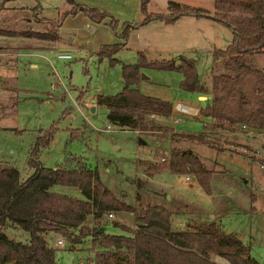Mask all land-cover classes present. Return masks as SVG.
I'll use <instances>...</instances> for the list:
<instances>
[{
	"label": "rangeland",
	"instance_id": "obj_1",
	"mask_svg": "<svg viewBox=\"0 0 264 264\" xmlns=\"http://www.w3.org/2000/svg\"><path fill=\"white\" fill-rule=\"evenodd\" d=\"M75 1L108 10L118 24L114 26L109 22H92L83 13L69 14L64 19L62 13L73 7L69 0H0V3H5L0 10L1 28L17 32L53 33L56 29L55 22L62 21L59 27L62 42L58 46L54 44V48L39 45L35 39L40 38L37 35L31 38L32 35L26 34H0V163L18 168L22 178L29 176L34 171L29 164L30 149L35 145L41 130H47L54 124L56 130L49 145L42 149L39 160L53 167L58 163L66 164L71 153H82L87 145L83 137L76 133V128L83 127L86 121L92 131L91 149L88 153L91 161L94 164L99 162L102 180L112 190L124 188L128 193L125 201L133 204L136 200L133 182L136 175V150L142 155L149 150L153 154L157 150L169 153L171 138L163 139L159 146L153 138L147 139V145L139 146L130 132H124L121 137L115 138L114 133L123 131L114 125V132L103 131L109 123L108 109L103 105H95L96 109L92 110V98L101 92L111 94L121 90L122 62L138 61L139 57V48L123 47L114 53L116 60L113 61L110 56L101 57L99 47L103 43L123 41L121 32L124 22H141L146 14L142 10L141 0ZM187 1H201L204 4L208 0L183 2ZM147 7L149 12H169L168 0H148ZM112 16L107 19L110 21ZM183 17L180 23L161 24L162 27L158 26L157 23L161 21L157 18L156 22L146 23L138 32L140 42L147 48L141 49L149 59H171L180 55L195 59L199 77L210 90L214 49L225 48L232 41L233 32L223 22L214 23L203 16ZM187 19H191L190 22ZM87 22L95 25L97 30L90 29ZM71 40L73 44L70 43ZM61 51L71 53L72 57L59 58L58 53ZM255 59L260 66H264V54H256ZM141 71L142 76H151V81H142L144 93L176 98L178 90L182 89L180 80L183 73L178 70L143 67ZM166 84H171L172 88ZM182 92L199 100L197 92ZM66 108H70V112L63 115ZM169 120L173 121L171 118ZM208 139L207 142L183 140L184 144L194 146L198 153L216 163L213 190L218 191V179L235 185L236 191L230 195L238 196L240 204L230 207L217 218L224 222L225 230L235 231L246 244H251L252 253L264 264V167L259 164L264 159V133L249 136L239 132L220 131ZM257 147L263 150L261 157L254 153ZM104 158H115L118 161L108 170L105 164H100ZM160 179L170 183L176 182L178 178L168 172L159 177V181ZM154 184L167 187L156 180ZM58 185L56 189L63 187L62 184ZM175 189L179 193L184 191L180 187ZM64 191L74 192L68 186ZM252 194L256 195L255 200ZM124 215L128 219L123 223L134 229L133 215L124 210H118L113 218H109L106 213L97 224L101 223L107 233H128L121 224L116 223L123 221ZM198 219L217 220L215 215ZM89 222L96 224L92 216ZM57 236L56 233L49 235L51 244L56 248L57 264H95V251L91 248L90 241L72 243L64 237L65 246L59 247L55 244ZM95 248L102 249L101 245H96ZM213 260L220 264H232L221 256H214Z\"/></svg>",
	"mask_w": 264,
	"mask_h": 264
},
{
	"label": "trees",
	"instance_id": "obj_2",
	"mask_svg": "<svg viewBox=\"0 0 264 264\" xmlns=\"http://www.w3.org/2000/svg\"><path fill=\"white\" fill-rule=\"evenodd\" d=\"M69 1L73 7L62 13L64 19L79 10L96 22L112 16L98 6ZM147 2L141 0L146 15L140 24L154 18L173 23L181 15L209 16L226 24L233 32V39L225 48L214 49L210 90L199 77L195 59L186 55L178 59H149L144 50H138L137 62L123 63V89L116 94L97 96V101L107 107L109 120L120 127L146 130L159 126L149 118L151 114L171 116L173 102L145 94L137 86L142 79L141 68L152 67L178 70L184 76L180 82L184 90L210 94L200 107L201 115L209 118L204 124L207 130L231 133L245 130L243 125H246L247 129L263 132L264 66L257 63L255 55L264 54V0H214V11L169 0L167 14L149 12ZM4 4L0 3V10ZM55 23L53 33L17 32L0 27V34L56 39L62 21ZM109 23L116 26L118 21L112 16ZM131 28V23L125 21L123 41L102 44L99 55L110 56L115 61L113 55L126 45ZM69 112L70 108H66L63 115ZM55 130L54 124L41 130L30 149L29 164L34 171L26 178H22L15 166L0 163V264H57L56 248L48 240V232L59 233L72 243L90 241L92 249L101 245L102 249L95 252V264H220L213 260L214 256L224 257L232 264H261L252 253L251 244H246L236 232L225 230L217 220L193 221L184 228H174L173 213L168 206L146 201L140 195L136 205L120 200L104 183L96 167L70 161L56 169L42 164L41 151L49 145ZM210 136L213 134L173 133L174 144L169 154L171 170L194 173L207 193H213L217 165L183 146L181 141L196 138L207 142ZM160 162L166 165V160ZM161 168L158 163L148 170L152 174ZM54 184L77 186L84 197L55 191L51 189ZM111 210L134 213L138 228L116 222L128 233L114 234L100 231L102 224L86 223L90 214L98 222Z\"/></svg>",
	"mask_w": 264,
	"mask_h": 264
},
{
	"label": "crops",
	"instance_id": "obj_3",
	"mask_svg": "<svg viewBox=\"0 0 264 264\" xmlns=\"http://www.w3.org/2000/svg\"><path fill=\"white\" fill-rule=\"evenodd\" d=\"M178 1L183 2L185 0H178ZM190 2L191 1H189V2L187 1L185 3H190ZM191 3H193V5H197V6L199 5L201 7H204L210 11L215 10L214 0H208L207 2H204V4L201 1H194ZM104 10H106V9H104ZM81 13H83L84 16H86V18H89V16L86 15L81 10H79L75 15H78ZM183 16H196V15H181L173 23H166L165 21L158 19L161 21V23H157V24L160 27H162L161 24L174 25L176 23L182 22L183 18H184ZM203 17L210 19V21L214 22V23L220 22V21L215 20L209 16H203ZM189 18H192V17H189ZM155 19L156 18L152 19L147 24H149V23L151 24L153 22H156ZM187 20H188V22H190L191 19H187ZM90 21H91V19H90ZM92 22H94V21L92 20ZM107 22H109V20L107 18H105L102 22H99V24H103V23H107ZM129 22L131 23L132 28H131L130 37L127 40L126 45L124 47L125 48L136 47V48H139L138 50H142L141 49L142 47L147 49L145 46H143L142 42H140L139 34H138V32L144 27L145 24H140V22H138V21H129ZM87 25L89 26L90 29L97 30L96 26L91 24L90 22H87ZM59 27L57 28L58 33H59V37L56 39H44V38L42 39V38H35L33 36L31 38L37 39L38 44L41 46H49L50 48H54V47H56L54 44H57V46H58L59 45L58 43L62 42L61 41L62 35L59 32ZM70 43L73 44V41L71 40ZM109 43H111V42H109ZM178 58H176V59H178ZM171 59H175V58H171ZM135 61H132V62H125L124 61L122 63H134ZM177 63H179V60L177 61ZM141 70H142V68H141ZM122 71H123V65H122ZM183 77L184 76L182 74L181 80L183 79ZM121 80H122V89H123V87L125 85L123 74H122ZM143 80H144V82H146V81L149 82V81H151V76L148 74H144L142 76L140 83L137 85V86H139V88L141 90H142V81ZM166 85H167V87L172 88L171 84H166ZM180 88H182V87L180 86ZM183 90H184L183 88L178 90V92L176 94V98H169L168 95H163V96H161V98H164V99L169 100L171 102H173L175 100H187V101H191V102L195 101L193 103H196L197 105H199L201 107L204 104L203 101L205 99H207L209 96V93H207V95H202V94L197 92L198 98H199V100L197 101V100H194L191 96H188L187 94L182 92ZM119 91H117V92H119ZM184 91H186V90H184ZM117 92L111 93V94H116ZM142 92H143V90H142ZM99 94L111 95V94H107L104 92H101ZM145 94L155 96L154 94H150V92L149 93L145 92ZM97 96L92 98V103L94 104L92 106V110L96 109L95 105L105 106V104H100L97 101ZM157 97H160V96H157ZM180 117H181L180 120L176 122V121H174L172 116H160V115H156V114H151L149 116V118L156 121V123L159 124V126L157 127V129L141 130L139 128L120 127L116 123L109 120L108 113H107V120L112 125V127H113V125L117 126V127H119V129H121L123 131V132L114 133L115 138L121 137L122 133H124V132H130L131 134H133L135 136L139 146L140 145H147L148 144V142H147L148 138H153L154 141L156 142L155 144H157L158 146L161 144L163 139L171 138V143L173 146V144H174V142L172 140V134L173 133H184V134H193V135L203 134L204 136L209 135V134L212 135L215 133L214 131H209L205 128V126H204L205 121L209 120V118L203 117L201 115V113L198 116L180 115ZM170 118L174 122L170 121L169 120ZM174 123H178V124H174ZM201 124H203V127H201ZM76 129H77L76 130L77 135H81L83 137V139L86 141L84 143L87 145L85 146L84 151L82 153H76V154L71 153V155L68 156L67 161L68 162L70 161V162H72V164H75V165L96 167L100 172L99 162H96L97 164H94V161H91V158L88 154L89 149H91L90 148V140H91V136H92V131L89 130V127L87 126L86 121L84 122L83 127H78ZM114 131L115 130L113 129L112 131H105V132H114ZM187 139L191 140V141H196V142L198 141V139H196V138H186V140ZM184 143L185 142L183 140L181 142V144L183 146H187V147H190V148L196 150L194 148V146L186 145ZM116 147L118 149L120 148V146L118 144L116 145ZM169 154H170V152L165 153V152H159L158 150L153 154L149 150L146 152V154L142 155L141 152L139 153V151L136 150V155H137V158H136V175H135V178L133 179V182L135 184L136 200L132 205L137 204L138 195H140L146 201H150L152 203H159V204H163V205L168 206L172 210V213H173L172 214V223H173L174 228H184L187 226L188 223L193 222V221H207V220H200L198 218L202 217V216L203 217H205V216L212 217L213 215H215L217 221H219L225 229L224 222L217 217L222 216L224 214V212H226L230 209V207H233V206L240 204L239 203L240 198L238 196L234 197L233 195L232 196L230 195L231 193L234 194V192L236 191V187H234L235 185L230 184L229 181H227V180L218 179L217 180L218 191L221 190L222 192L215 191V189H214L213 193H207L204 190V188L202 187V185L200 184V182L198 181V179L194 173H190V172H188V173L174 172L173 173V171L170 168ZM161 157H164L166 160L165 166L162 162H160ZM115 161H118V160H115V158L114 159L104 158L100 164H102V165L105 164L107 166V169L109 170L113 164H116ZM161 161H163V160H161ZM40 162L42 164L46 165L42 160H40ZM158 163L160 165H162V168L159 169L158 171L150 174L148 169L153 165H157ZM62 164H64V163H58L54 167L53 166H51V167L56 169L59 167V165H62ZM168 172L176 175V178H178L176 182H174V181L170 182V183H168L167 181L162 182L161 179L159 181V177L161 178L163 176V174H166ZM100 175H101V173H100ZM187 175L190 176L189 180L186 179ZM101 178H102V176H101ZM155 180L165 184L167 187L165 188L164 186L154 184ZM246 181H248V179H246ZM57 186H59V185L54 184L51 187V189H53L55 191L64 192V193H67L70 195H76L79 197H84L81 189L77 186H69V185H63L62 184L61 186H63V187L61 189H56ZM66 186H68L70 188V190H74V192H65L64 188ZM107 187H109L112 190V188L110 186L107 185ZM176 187L177 188L180 187L184 191L182 193L181 192L179 193L178 191H176V189H175ZM225 188H228V189L226 190ZM112 191L120 200L126 202L125 199H126V196L128 195V193L125 192L124 188H121L120 190H112ZM80 192L82 195L80 194ZM252 198H253V200H255L256 195L252 194ZM126 203H128V202H126ZM254 208H255V206H254ZM251 209H253V207ZM117 211L118 210L115 211L116 214H117ZM130 213L134 217V220H133L134 225L137 224L138 222L136 219V215L132 212H130ZM91 216H92V219H94L93 215L90 214L86 223L90 226H94V224H91L89 222V219ZM127 219H128V217L126 215H124L123 221H121L119 223L126 224L123 222L127 221ZM176 220H177V223H176ZM94 221H95V219H94ZM95 222H96L95 225H97V221H95ZM134 228H135V226H134ZM55 233L56 232H48L46 234L48 240H49V235L55 234ZM56 234L58 235L56 237V239L59 237H62L61 234H59V233H56Z\"/></svg>",
	"mask_w": 264,
	"mask_h": 264
},
{
	"label": "built area",
	"instance_id": "obj_4",
	"mask_svg": "<svg viewBox=\"0 0 264 264\" xmlns=\"http://www.w3.org/2000/svg\"><path fill=\"white\" fill-rule=\"evenodd\" d=\"M58 57L67 59V58H71L72 54L61 51L58 53ZM52 86H55V84H53ZM200 113H201V108L196 103H193V102L187 101V100H176L173 103V109H172L171 116L174 119V121L177 122L181 118L180 115L198 116ZM243 129H245V130H239L237 132L243 133V134L249 135V136H255V135H262L263 134V132H258V131L247 129L246 125H243ZM112 130H113V127L110 123L107 124L106 127L103 129V131H112ZM262 152H263L262 148H259V147L255 148V150H254V153L260 157H261ZM160 159L165 160L164 157H161ZM259 164L261 167H264L263 162L259 161ZM186 179L189 180L190 176L187 175ZM108 216L110 218H113L116 216V212L114 210H111L108 212ZM134 226H135V228H138L137 224H135ZM65 242L66 241H65L64 237H59L56 239L55 244H56V246L63 247V246H65ZM97 250L98 249H96V248L94 249L95 252Z\"/></svg>",
	"mask_w": 264,
	"mask_h": 264
},
{
	"label": "water",
	"instance_id": "obj_5",
	"mask_svg": "<svg viewBox=\"0 0 264 264\" xmlns=\"http://www.w3.org/2000/svg\"><path fill=\"white\" fill-rule=\"evenodd\" d=\"M100 231H104V228H103V227L100 228ZM84 261H85L86 263H88L87 259H84Z\"/></svg>",
	"mask_w": 264,
	"mask_h": 264
}]
</instances>
